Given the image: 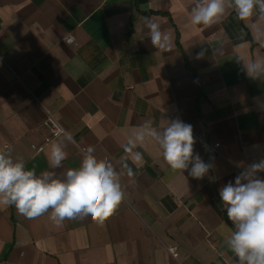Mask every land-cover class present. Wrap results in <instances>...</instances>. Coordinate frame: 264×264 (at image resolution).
Masks as SVG:
<instances>
[{
	"label": "crops",
	"instance_id": "obj_1",
	"mask_svg": "<svg viewBox=\"0 0 264 264\" xmlns=\"http://www.w3.org/2000/svg\"><path fill=\"white\" fill-rule=\"evenodd\" d=\"M191 4L0 0V150L9 146L38 175L62 177L91 145L117 171L127 160L135 172L121 177L125 200L102 224L90 216L57 224L51 210L28 219L0 205V264H238L219 189L264 159V78H249L237 62L264 58V24L229 9L217 25H193ZM145 17L167 30L171 51L151 45ZM43 105L74 136L59 169L48 165L51 143L34 148L47 135ZM147 119L157 130L172 119L191 124L194 155L213 164L208 174L172 170L150 137L133 163L123 145Z\"/></svg>",
	"mask_w": 264,
	"mask_h": 264
},
{
	"label": "clouds",
	"instance_id": "obj_2",
	"mask_svg": "<svg viewBox=\"0 0 264 264\" xmlns=\"http://www.w3.org/2000/svg\"><path fill=\"white\" fill-rule=\"evenodd\" d=\"M233 10L241 21L255 18L257 24H264V0H192L189 14L193 25L210 28L219 24L227 10ZM142 31L147 30L151 45L161 52L171 51V37L158 22L147 17L141 21ZM264 46V44H262ZM207 49L197 53L202 58ZM243 64L246 75L258 80L264 78V58L246 60L237 58ZM57 140L53 141L47 153L50 169H59L67 159V144H74L73 133L57 127ZM150 137L162 150V157L172 170L187 172L194 179H203L213 164L206 163L199 154L194 155L193 126L180 119L169 120L166 126L157 130L153 120L147 119L138 126L135 139L127 138L124 153L133 163L142 159L140 152ZM62 138V139H61ZM66 142V143H65ZM81 162L76 168H66L61 176L54 171L28 169L23 158L13 159L12 149L5 146L0 150V205L14 206L17 212L28 219L50 213V219L57 224L65 219L90 216L97 223L113 215L125 200L121 177L132 180L133 168L127 160L122 171L103 159L96 157L94 146L81 148ZM264 159L248 165L234 180L219 189V198L226 210L227 218L234 231L226 240L230 251L238 258V264H264Z\"/></svg>",
	"mask_w": 264,
	"mask_h": 264
},
{
	"label": "built area",
	"instance_id": "obj_3",
	"mask_svg": "<svg viewBox=\"0 0 264 264\" xmlns=\"http://www.w3.org/2000/svg\"><path fill=\"white\" fill-rule=\"evenodd\" d=\"M66 42L69 44H74L75 43V39L73 36H68L66 38ZM44 111H45V119L43 120V127L44 129L47 131V135L45 137L44 140V145L42 147H38L36 145H34L35 149H42L45 146H47L48 144L52 143L54 140L57 139L56 136V131H57V127L61 126L64 129H66V127L64 126V124L61 122V120L56 116V114L53 112L52 109L46 107L43 105ZM67 130V129H66ZM220 143L217 142L215 144V147H219ZM168 251L170 252V254L172 256H174L175 258L178 257L179 253H178V248L176 246H172V247H167Z\"/></svg>",
	"mask_w": 264,
	"mask_h": 264
}]
</instances>
